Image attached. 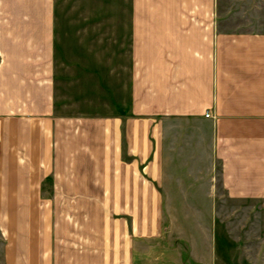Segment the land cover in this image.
I'll return each instance as SVG.
<instances>
[{
    "label": "crops",
    "instance_id": "1",
    "mask_svg": "<svg viewBox=\"0 0 264 264\" xmlns=\"http://www.w3.org/2000/svg\"><path fill=\"white\" fill-rule=\"evenodd\" d=\"M117 18L100 21L119 108L61 114L56 0H0V199L19 219L7 263L264 257L215 200L261 199L264 225V29H224L215 0H132Z\"/></svg>",
    "mask_w": 264,
    "mask_h": 264
},
{
    "label": "rangeland",
    "instance_id": "2",
    "mask_svg": "<svg viewBox=\"0 0 264 264\" xmlns=\"http://www.w3.org/2000/svg\"><path fill=\"white\" fill-rule=\"evenodd\" d=\"M131 2L132 0H56L60 40L57 47L56 105L59 113L103 114L109 109L119 108L120 97L114 92L115 88H119V80L113 79L110 107L105 102L104 88H108L106 76L111 70L110 55L105 54L102 48L104 28L100 19L108 15L116 16L120 21L127 6L131 7ZM215 5L226 30L264 29V0H215ZM112 57L114 62L118 55L112 54ZM45 185L49 186V182ZM8 200L0 199V264H8L6 257L9 237H14L15 222L19 220L17 215L8 212ZM36 200H42L48 211L55 204V199L51 198ZM36 200L32 199L34 206L38 205ZM195 200L209 209L210 199ZM215 200L222 212L218 217L223 218L233 236L241 238L244 247L249 246L252 251L256 249V252L258 248L261 250L263 244L259 246L264 238L261 199ZM52 217L48 212L42 219L44 223H49ZM165 217L163 222L167 223V215ZM34 221L36 224L41 221L39 214L34 215ZM224 233H218L219 246L223 249L227 248L225 240L233 237ZM213 264H264V257H213Z\"/></svg>",
    "mask_w": 264,
    "mask_h": 264
},
{
    "label": "built area",
    "instance_id": "3",
    "mask_svg": "<svg viewBox=\"0 0 264 264\" xmlns=\"http://www.w3.org/2000/svg\"><path fill=\"white\" fill-rule=\"evenodd\" d=\"M205 114H206V115H210V111H207Z\"/></svg>",
    "mask_w": 264,
    "mask_h": 264
}]
</instances>
